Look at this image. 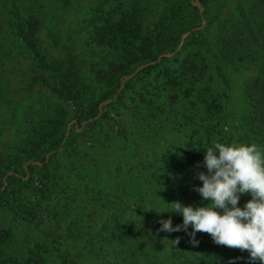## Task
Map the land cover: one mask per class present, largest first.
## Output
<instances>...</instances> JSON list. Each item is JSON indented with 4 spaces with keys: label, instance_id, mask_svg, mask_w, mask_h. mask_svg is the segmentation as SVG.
<instances>
[{
    "label": "rangeland",
    "instance_id": "1",
    "mask_svg": "<svg viewBox=\"0 0 264 264\" xmlns=\"http://www.w3.org/2000/svg\"><path fill=\"white\" fill-rule=\"evenodd\" d=\"M15 3L19 18L11 0H0V234L9 235L6 253L17 256L19 264H58V250L66 264H118L120 250L112 251L115 232L105 234L100 226L108 216L111 226L120 219L125 228L140 215L157 213L134 203L141 165L150 166L187 132L183 110L166 99L168 82L179 80L183 67L197 58V67H206L203 86L228 95L233 123L245 109L243 87L250 71L218 64L211 56L218 23L235 14L234 0H211L207 17L216 14L211 26L195 43L180 39L181 51L163 53L168 59L155 66L157 61L148 59L158 53L151 46L157 21L171 10L177 31L196 25L197 0ZM14 23H21L43 63L68 72L69 98L59 96L53 74L39 68L14 35ZM98 35L114 40L99 41ZM187 36L185 32L181 38ZM119 64L126 70L111 73ZM139 71V79H132ZM105 91L112 96L103 99ZM86 100L97 102L100 111L72 127L76 111H88ZM33 149L37 156L30 162ZM42 157H47L46 166ZM28 164L38 174L31 177ZM150 170L158 171L154 166ZM52 185L67 199H40L39 190ZM76 189L84 195L71 197ZM248 199L247 193L241 195L240 207ZM70 219L78 222L73 226Z\"/></svg>",
    "mask_w": 264,
    "mask_h": 264
},
{
    "label": "trees",
    "instance_id": "2",
    "mask_svg": "<svg viewBox=\"0 0 264 264\" xmlns=\"http://www.w3.org/2000/svg\"><path fill=\"white\" fill-rule=\"evenodd\" d=\"M64 1L68 2L69 0ZM210 1L197 0L198 7L194 10L198 23L183 31L175 29L176 15L171 10L160 17L155 26L156 34L151 39V46L156 48L158 53L151 55L148 62L155 63L157 61L155 66L168 59L162 55L163 53L168 51L179 53L181 51L180 39L195 43V38H200L202 32L211 26L212 20L216 19V14L207 17ZM15 2L16 0H11L12 12L16 18H19ZM234 5V16L218 23L211 56L218 64L227 65L234 70L250 71L249 80L243 87L245 109L238 120H234L233 123L227 113L228 95L224 90L219 89L211 92L209 91L210 87L203 86L202 77L206 67L202 64H200L202 67H197V58H194L188 66L183 67L176 78L179 80L168 82L166 99L172 100L171 102L178 106L176 108L180 107L183 110L185 120L183 125L187 126V132L183 140L176 142L165 155L155 157L152 162L150 161V166L143 167L141 165L142 179L138 185L140 193L134 203L142 207L156 209L157 213L149 218V215L142 216L137 211L136 214L140 215L139 221L135 224L127 222L128 225L125 228H123L120 219L114 220L115 224L111 226L108 216L100 226V231L104 229L105 234H114L115 232L113 235L115 245L112 251L115 253L116 249L120 250L118 264H228L230 258L234 259V264H249L246 250L241 251L217 245L212 242L207 233L197 232L195 239L198 240V244L193 246L183 231L172 233L158 231V221L160 220L170 217L173 225L181 222V217L178 214L160 213L170 207L164 204L178 201L181 205L202 206L205 203L193 190V186L198 187L200 184L195 179V174L205 171L202 164L203 150L211 146L213 142L255 143L264 149V0H234ZM12 30L38 61L39 68L53 74L58 84L59 96L62 99L69 98L71 86L68 72L41 61L32 40L27 36L21 23H14ZM185 32L188 33V36L181 38ZM100 36H97L99 41L114 40V37L109 35ZM158 55H162L160 60L157 58ZM199 62L201 63L202 59ZM219 68L220 65L216 67V71L220 74ZM120 69L126 70L125 65H115L111 67L110 72L115 73ZM127 73H132V71ZM140 73L142 71L134 73L132 79H139ZM118 85L117 81L114 89L118 88ZM102 96L105 99L111 97L112 93L105 91ZM87 102L88 111L79 108L73 117L72 127H79L82 121L97 116L100 111L99 104ZM42 138L44 140V137ZM40 144L37 143L35 148H38ZM30 156L32 159L30 162H34L33 157L37 156L36 149H33ZM40 162L46 166L47 157H42ZM151 166L157 168L158 171H151ZM27 167L31 177L38 174L32 171L31 165L28 164ZM45 185L40 182V187H45ZM6 189L7 185L4 190ZM62 191L58 186L46 187L45 190H39V197L47 201L56 197L67 199ZM79 191V189L70 191V196L84 195V192ZM68 222L74 226L78 219H70ZM120 225L122 226L120 227ZM118 229L119 231H117ZM8 236L7 232L0 234V264H19L21 261L17 256L6 253ZM75 237L77 235L72 238ZM177 238L178 241L175 245L169 243ZM57 252L58 264H66L63 253L59 250ZM85 255L87 256L88 253L86 252ZM30 262L32 264L39 263L33 260ZM254 264H259V261H255Z\"/></svg>",
    "mask_w": 264,
    "mask_h": 264
},
{
    "label": "clouds",
    "instance_id": "3",
    "mask_svg": "<svg viewBox=\"0 0 264 264\" xmlns=\"http://www.w3.org/2000/svg\"><path fill=\"white\" fill-rule=\"evenodd\" d=\"M202 164L205 171L195 174L200 184L193 190L205 203H163L170 207L160 213L178 214L181 222L173 225L170 217L160 220L158 231H183L193 246L198 244L197 232L207 233L217 245L246 250L249 264L257 260L264 264V149L255 143L213 142L203 150ZM245 193L250 199L237 206Z\"/></svg>",
    "mask_w": 264,
    "mask_h": 264
}]
</instances>
